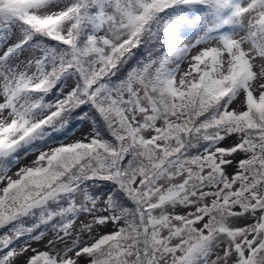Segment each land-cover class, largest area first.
I'll return each instance as SVG.
<instances>
[{
  "label": "snow or ice",
  "instance_id": "obj_1",
  "mask_svg": "<svg viewBox=\"0 0 264 264\" xmlns=\"http://www.w3.org/2000/svg\"><path fill=\"white\" fill-rule=\"evenodd\" d=\"M23 257L264 264V0H0V264Z\"/></svg>",
  "mask_w": 264,
  "mask_h": 264
},
{
  "label": "rangeland",
  "instance_id": "obj_2",
  "mask_svg": "<svg viewBox=\"0 0 264 264\" xmlns=\"http://www.w3.org/2000/svg\"><path fill=\"white\" fill-rule=\"evenodd\" d=\"M188 68V62L185 61V63L182 65V70H186ZM258 94V93H257ZM236 105L234 104L233 107H235ZM90 131V125L88 123H84L81 127L78 128L77 132H76V138H81L84 134H86L87 132ZM235 142L234 138L233 139H229L227 140V142L223 145L225 147L231 146L233 143ZM34 157H29L27 161H25V163L30 162ZM243 158L241 155H237L236 159L237 161L239 159ZM229 174H232L236 171L235 167H230L228 169ZM251 221H245V220H241L239 222V226H243L244 224L250 223ZM111 231H113V229L111 227L108 228H102L99 230L100 235L102 234H106V233H110ZM51 237V234H49V238ZM87 238V237H85ZM47 244V239L41 241L40 243H33L32 247L33 248H37L40 251H46L48 250L45 245ZM31 251H29V253H27V255H31ZM24 259H26V257L21 258V260L19 261V264H23Z\"/></svg>",
  "mask_w": 264,
  "mask_h": 264
}]
</instances>
